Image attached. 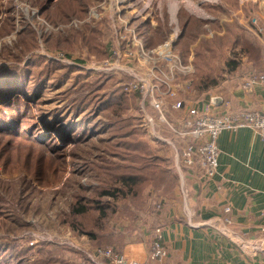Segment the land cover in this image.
I'll list each match as a JSON object with an SVG mask.
<instances>
[{"label":"rangeland","instance_id":"rangeland-1","mask_svg":"<svg viewBox=\"0 0 264 264\" xmlns=\"http://www.w3.org/2000/svg\"><path fill=\"white\" fill-rule=\"evenodd\" d=\"M63 1L66 0H0V76L12 70L18 75L23 73L28 91L33 92L34 88L39 90V99L31 111L33 119L23 122L22 130L25 131L22 136L4 133L7 122L4 121V112L0 113V264H85L84 258L87 259L89 252L95 248H112L121 253V241L136 240L140 225L145 227L150 224L152 227L159 222L160 212H155V206L158 201L164 202V194H170L177 186L175 168L169 174L163 169L160 170L153 186L145 194L144 207L138 212L136 220L128 214L125 200H121L117 209L107 210L106 217L102 220V228L95 232L94 238L78 234L62 221L63 215L70 210L72 194L75 193L77 184L91 189L86 196L96 186L94 164L101 162V150L107 138L106 124L114 119L112 115L121 113L124 118L137 114L133 108L126 112L120 106H102L108 94L115 92L114 96H118L121 93L120 84L124 81L121 75L87 69L89 63H100L110 55L107 11L102 15L100 23L81 24L79 28L63 33L41 32L38 36L37 31L44 28L43 24L55 26L71 20L81 21L87 16L89 8L103 0H76V3H80L79 7L83 5L86 8L83 17L77 18L68 12L66 20L49 22L48 9H54ZM167 4L170 8L173 5L181 8L176 16L180 32V20L187 17L195 22L216 21L220 27L224 22H237L260 48V60L249 63L247 56L241 55L237 57V68L232 71H226L223 62L217 59V86L205 88L203 91L191 86L180 97H186L188 101H202L205 96H219L229 89L241 86L242 79L248 73H264V44L256 38L248 23L250 18L255 17L257 10L262 9L257 5L264 7L262 0H152L151 17L157 24L154 30L148 29L149 17V20H130L131 26H138L139 34L142 28V31L146 30L150 34L146 36L150 37V48L162 44L170 34ZM43 6L47 8L44 15L41 13ZM142 6L143 2L126 10L123 17L130 19L136 14L131 10ZM238 8L242 12L237 14ZM258 13H264V10ZM259 24L264 26V21L260 19ZM199 26L201 30L198 40L202 37L211 38L216 33L207 24ZM85 27L102 30L98 44L105 53L103 59L98 60L89 55L82 42L72 51L52 49L43 42L44 37H53L52 40L65 38L77 34ZM217 34H223V29L218 30ZM180 37L181 33L177 42ZM32 41L38 46L30 50ZM56 52L63 53L66 59L76 64L72 66L75 67L72 72L67 69L70 67L68 64L47 57ZM226 55H230L229 51ZM184 59L192 64L191 49ZM193 78L192 75L191 79ZM179 115L181 113H171L169 117L178 119L181 117ZM135 120L138 121V118ZM52 121L59 122L60 128L67 126L75 134L76 143L61 147L54 134L56 141L53 145L54 153H51L40 147L41 143L30 139L32 135L27 136L31 124L42 126ZM91 133H94L92 137ZM145 134L150 145L162 157L170 158L174 163L173 152ZM163 135L169 136L165 132ZM248 252L251 253L250 250Z\"/></svg>","mask_w":264,"mask_h":264},{"label":"built area","instance_id":"built-area-1","mask_svg":"<svg viewBox=\"0 0 264 264\" xmlns=\"http://www.w3.org/2000/svg\"><path fill=\"white\" fill-rule=\"evenodd\" d=\"M107 2V3H106ZM143 2V6L135 11L130 19L123 17V12L133 9ZM264 2V0H262ZM152 0H103L100 4L87 10V16L81 20H71L66 24L49 26L37 31L51 34L63 33L77 29L81 24L102 22V15L107 11V29L109 32V57L100 63H89L88 70L109 72L123 77V91L137 92L138 114L142 127L147 135L155 142L165 144L174 157L175 169L180 166L189 170H198L205 181H211L217 174L219 150L217 140L222 132H235L248 128L264 140V114L255 110L240 109L229 111L228 102L221 96L211 97L208 101H188L180 94L191 88L193 67L190 61H184L175 51V45L180 35L176 16L181 9L177 6L172 10L167 4L166 13L169 15L170 34L168 38L156 48L146 46L145 37L150 35L138 26H131L130 20L150 18L148 29L154 30L156 23L151 17ZM257 10L255 17L248 20L253 34L264 44V26H260L261 14ZM161 9V8H160ZM36 15L38 12L35 11ZM127 13V12H126ZM131 13V12H128ZM146 17V18H144ZM149 17V18H148ZM38 18V17H37ZM40 20V18H38ZM147 20V21H148ZM242 23V19H240ZM148 32V30H147ZM144 34V35H142ZM39 45L42 46L39 41ZM50 60L76 66L65 58L61 52L47 55ZM241 90L251 92L255 88H264V73L251 72L241 82ZM225 105L227 111L214 113L212 108ZM181 113L178 119H171L169 114ZM169 136L163 135V133ZM164 202L158 201L155 212H160ZM225 215L230 213V207L223 210ZM232 220L228 217L209 223V227L227 238L234 236L242 253L264 255V229L259 236L248 239L245 234L232 235L229 228ZM150 244V260L156 264H170L167 262L169 251L162 238L160 227L153 229ZM248 250L251 251L248 252ZM92 264H142L127 258L124 254L112 248H95L87 256Z\"/></svg>","mask_w":264,"mask_h":264},{"label":"trees","instance_id":"trees-1","mask_svg":"<svg viewBox=\"0 0 264 264\" xmlns=\"http://www.w3.org/2000/svg\"><path fill=\"white\" fill-rule=\"evenodd\" d=\"M79 4L76 3V0L63 1L54 9H48V19L44 17L51 23L66 20L68 12L76 15L77 18H81L84 16L86 8L83 5L79 7ZM46 9L43 6L42 15ZM200 24L211 26L216 33L211 38L202 37L198 40L201 30ZM180 25L181 37L175 45V51L185 60L184 58H187L191 49L194 77L191 86L196 90L203 91L205 88L217 86L219 72L215 64L217 59L223 62L226 71L237 68L239 63L237 57L241 55L243 57L246 55L247 59H245L249 63L260 60L258 52L260 48L257 42L237 22H224L220 27L216 21L195 22V20L187 17L185 20H180ZM221 28L223 34L219 35L217 32ZM101 31V29L85 27L77 34L68 35L65 38L52 40L53 37H44L43 42L49 48L65 51H72L82 42L89 55L101 60L105 57L104 51L98 44ZM34 38L33 34L32 39ZM145 39L146 46L150 48V37H145ZM160 39L156 40L160 41ZM34 41L31 43L30 50L36 49L38 46ZM227 51L230 54L228 57ZM74 68L70 66L67 69L72 72ZM120 90L121 93L118 96H114L115 92L108 94L102 106L114 105L116 108L120 106L126 112L129 108H133L137 114L124 118L121 113L112 115L114 119L106 124L107 138L101 150V162L94 164L96 186L89 196H86V193L88 194L91 189L89 190L85 185L78 183L75 193L72 194L70 210L63 215L64 218L62 219L73 231L91 238L96 237L95 232L102 228V220L106 217L107 210L109 208L117 209L121 200H125L128 205V214L134 216L136 220L138 212L144 207L145 194L153 186V181L158 172L163 169L169 174V171L174 168L173 160L162 157L146 139V132L138 114L140 95L137 92L123 91V83L120 84ZM37 91H39L37 88H34L33 92L28 91L23 80V73L18 75L12 70V72L1 74L0 113L4 112V121L7 122L4 133L23 135L25 131L22 130L23 122L33 119L31 111L39 99V92L37 93ZM222 95L219 96L223 97ZM209 99L205 96V100L202 101ZM135 117L138 118V121L135 120ZM58 123L52 121L42 126L31 124L27 136L32 135L30 139L41 143L39 146L51 153H54L55 135L58 137L61 147L76 143L75 134L73 135L67 126L60 128ZM59 129L61 130L59 131ZM93 135L94 133H91L90 137ZM163 145L161 146L166 148V145ZM84 259L85 264H92L86 258Z\"/></svg>","mask_w":264,"mask_h":264},{"label":"crops","instance_id":"crops-1","mask_svg":"<svg viewBox=\"0 0 264 264\" xmlns=\"http://www.w3.org/2000/svg\"><path fill=\"white\" fill-rule=\"evenodd\" d=\"M236 12H242L241 8ZM222 96L229 111L245 108L264 114V88L244 92L239 86ZM212 111L227 109L221 105ZM217 147L216 176L207 182L198 170L176 169L177 186L164 194L159 222L152 227L140 225L136 240L121 241V253L142 264H156L149 253L153 229L160 227L170 264H264V255L242 253L234 243L237 238H227L209 227V223L228 217L232 235L245 234L252 239L264 229V140L243 128L222 132ZM225 207H230L228 215L223 213Z\"/></svg>","mask_w":264,"mask_h":264},{"label":"bare ground","instance_id":"bare-ground-1","mask_svg":"<svg viewBox=\"0 0 264 264\" xmlns=\"http://www.w3.org/2000/svg\"><path fill=\"white\" fill-rule=\"evenodd\" d=\"M176 8H177L176 5L171 6L172 10H175Z\"/></svg>","mask_w":264,"mask_h":264}]
</instances>
